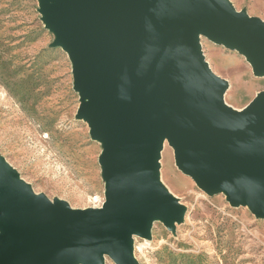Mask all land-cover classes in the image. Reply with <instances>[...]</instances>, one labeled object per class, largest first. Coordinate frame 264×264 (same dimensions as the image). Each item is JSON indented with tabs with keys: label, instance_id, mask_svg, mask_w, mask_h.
Wrapping results in <instances>:
<instances>
[{
	"label": "water",
	"instance_id": "obj_1",
	"mask_svg": "<svg viewBox=\"0 0 264 264\" xmlns=\"http://www.w3.org/2000/svg\"><path fill=\"white\" fill-rule=\"evenodd\" d=\"M70 56L77 117L102 141L106 200L71 209L35 194L0 156V264H138L133 237L185 209L159 179L164 142L207 194L264 217V89L243 108L209 67L204 37L264 76V20L228 0H40Z\"/></svg>",
	"mask_w": 264,
	"mask_h": 264
},
{
	"label": "rangeland",
	"instance_id": "obj_2",
	"mask_svg": "<svg viewBox=\"0 0 264 264\" xmlns=\"http://www.w3.org/2000/svg\"><path fill=\"white\" fill-rule=\"evenodd\" d=\"M228 1L264 20V0ZM55 39L40 0H0V156L33 193L71 209L100 208L104 145L77 117L82 100L72 61ZM200 42L211 70L229 83L227 105L239 110L264 89V76L253 73L244 55L204 37ZM159 179L185 213L173 229L155 219L149 238L133 237L138 264H264V217L248 204L231 205L224 192L200 189L178 168L167 141ZM103 262L115 264L108 256Z\"/></svg>",
	"mask_w": 264,
	"mask_h": 264
},
{
	"label": "bare ground",
	"instance_id": "obj_3",
	"mask_svg": "<svg viewBox=\"0 0 264 264\" xmlns=\"http://www.w3.org/2000/svg\"><path fill=\"white\" fill-rule=\"evenodd\" d=\"M206 59V58H205ZM208 65H209V63H208ZM210 67V66H209ZM227 85H229V83L227 82ZM234 91V90H233ZM236 95V94H235ZM230 107H232V106H230ZM233 108V107H232ZM233 109H235V110H238V109H236V108H233ZM166 142V141H165ZM165 142H164V145H165ZM165 188V187H164ZM166 189V188H165ZM168 191V190H167ZM169 192V191H168ZM170 193V192H169ZM172 195V194H171ZM172 196H174V195H172ZM175 197V196H174ZM142 247V246H141ZM137 249H139V248H137Z\"/></svg>",
	"mask_w": 264,
	"mask_h": 264
}]
</instances>
